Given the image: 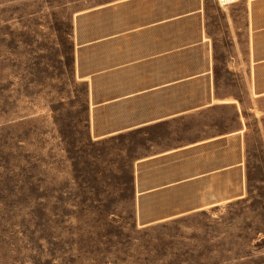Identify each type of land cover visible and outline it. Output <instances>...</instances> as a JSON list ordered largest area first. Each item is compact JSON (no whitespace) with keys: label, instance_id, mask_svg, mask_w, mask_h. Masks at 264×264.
I'll return each mask as SVG.
<instances>
[{"label":"rangeland","instance_id":"obj_1","mask_svg":"<svg viewBox=\"0 0 264 264\" xmlns=\"http://www.w3.org/2000/svg\"><path fill=\"white\" fill-rule=\"evenodd\" d=\"M102 1L0 0V264H264V0L187 47Z\"/></svg>","mask_w":264,"mask_h":264},{"label":"crops","instance_id":"obj_2","mask_svg":"<svg viewBox=\"0 0 264 264\" xmlns=\"http://www.w3.org/2000/svg\"><path fill=\"white\" fill-rule=\"evenodd\" d=\"M227 7L217 0H103L92 3L89 9L91 14L106 12V33L93 41L122 45L126 44L121 41L124 37L139 35L166 40L142 45L187 47L210 43L211 23L216 21L213 13Z\"/></svg>","mask_w":264,"mask_h":264},{"label":"trees","instance_id":"obj_3","mask_svg":"<svg viewBox=\"0 0 264 264\" xmlns=\"http://www.w3.org/2000/svg\"><path fill=\"white\" fill-rule=\"evenodd\" d=\"M79 66H80L81 76L84 77L85 74H82V60L81 59H79ZM85 87L88 90V83L87 82H85ZM251 146L252 145H249V142L247 140L244 141V149H245V153H246L247 163H248V158H249L248 155L250 152L249 147H251ZM140 172H141V169L138 172L139 176L141 175ZM127 174L129 175V181H128L127 187L129 189V191H131L132 195L134 196L136 187H135V172H134V168H133V162L131 163V166H130Z\"/></svg>","mask_w":264,"mask_h":264},{"label":"built area","instance_id":"obj_4","mask_svg":"<svg viewBox=\"0 0 264 264\" xmlns=\"http://www.w3.org/2000/svg\"><path fill=\"white\" fill-rule=\"evenodd\" d=\"M217 1H218L220 4H222V3H221V0H217ZM231 1H233V0H226L225 3H223V4L229 3V2H231Z\"/></svg>","mask_w":264,"mask_h":264}]
</instances>
